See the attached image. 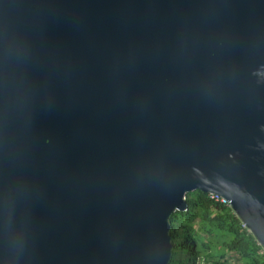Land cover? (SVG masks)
I'll list each match as a JSON object with an SVG mask.
<instances>
[{
  "label": "water",
  "instance_id": "obj_1",
  "mask_svg": "<svg viewBox=\"0 0 264 264\" xmlns=\"http://www.w3.org/2000/svg\"><path fill=\"white\" fill-rule=\"evenodd\" d=\"M193 191L264 249V0H0V264H170Z\"/></svg>",
  "mask_w": 264,
  "mask_h": 264
},
{
  "label": "trees",
  "instance_id": "obj_2",
  "mask_svg": "<svg viewBox=\"0 0 264 264\" xmlns=\"http://www.w3.org/2000/svg\"><path fill=\"white\" fill-rule=\"evenodd\" d=\"M187 209L171 216L174 250L170 264H264V249L232 208L212 201L208 194L185 195Z\"/></svg>",
  "mask_w": 264,
  "mask_h": 264
},
{
  "label": "built area",
  "instance_id": "obj_3",
  "mask_svg": "<svg viewBox=\"0 0 264 264\" xmlns=\"http://www.w3.org/2000/svg\"><path fill=\"white\" fill-rule=\"evenodd\" d=\"M208 197L216 202V203H219V204H222V205H225V206H228L230 207V202L229 201H226L224 198L220 197L219 195H216V194H208ZM233 260H229L228 264H233L232 263Z\"/></svg>",
  "mask_w": 264,
  "mask_h": 264
},
{
  "label": "rangeland",
  "instance_id": "obj_4",
  "mask_svg": "<svg viewBox=\"0 0 264 264\" xmlns=\"http://www.w3.org/2000/svg\"><path fill=\"white\" fill-rule=\"evenodd\" d=\"M232 257H231V260H233V264H237V262H238V259H237V257L234 255V254H232L231 255Z\"/></svg>",
  "mask_w": 264,
  "mask_h": 264
}]
</instances>
